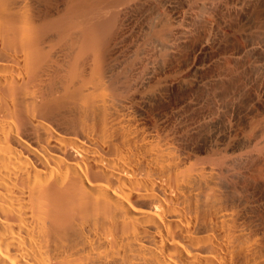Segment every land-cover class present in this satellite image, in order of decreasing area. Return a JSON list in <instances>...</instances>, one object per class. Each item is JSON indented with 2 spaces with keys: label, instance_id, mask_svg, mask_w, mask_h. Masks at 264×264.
<instances>
[{
  "label": "bare ground",
  "instance_id": "6f19581e",
  "mask_svg": "<svg viewBox=\"0 0 264 264\" xmlns=\"http://www.w3.org/2000/svg\"><path fill=\"white\" fill-rule=\"evenodd\" d=\"M256 1L0 0V264H264Z\"/></svg>",
  "mask_w": 264,
  "mask_h": 264
},
{
  "label": "rangeland",
  "instance_id": "374dc122",
  "mask_svg": "<svg viewBox=\"0 0 264 264\" xmlns=\"http://www.w3.org/2000/svg\"><path fill=\"white\" fill-rule=\"evenodd\" d=\"M257 2V3H256ZM255 2V4H257V6L255 7L254 10H252L253 14L252 16L254 17H258L261 16V12L263 10V4H264V0H257ZM258 7V8H257ZM257 9V10H256ZM234 26L237 28L238 27V21L235 20L234 22ZM243 42L241 39H237V38H231L226 46L227 49H235L236 47H238L240 45V43ZM191 45L187 46L185 49H184V52L183 54L177 59V61H185L188 59L189 55H190V52H191ZM182 92H180L179 90L175 89V90H172V97H178L179 95H181ZM173 97V98H174Z\"/></svg>",
  "mask_w": 264,
  "mask_h": 264
}]
</instances>
